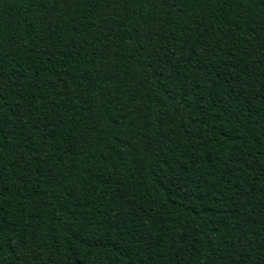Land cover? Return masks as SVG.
I'll return each instance as SVG.
<instances>
[{
    "label": "trees",
    "instance_id": "1",
    "mask_svg": "<svg viewBox=\"0 0 264 264\" xmlns=\"http://www.w3.org/2000/svg\"><path fill=\"white\" fill-rule=\"evenodd\" d=\"M0 264H264V0H0Z\"/></svg>",
    "mask_w": 264,
    "mask_h": 264
}]
</instances>
